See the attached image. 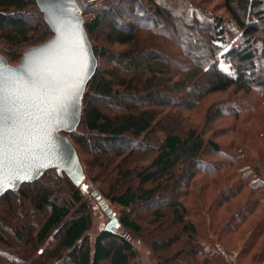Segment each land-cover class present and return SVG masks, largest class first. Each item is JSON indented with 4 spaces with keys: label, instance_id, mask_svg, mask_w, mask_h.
Returning a JSON list of instances; mask_svg holds the SVG:
<instances>
[{
    "label": "trees",
    "instance_id": "trees-1",
    "mask_svg": "<svg viewBox=\"0 0 264 264\" xmlns=\"http://www.w3.org/2000/svg\"><path fill=\"white\" fill-rule=\"evenodd\" d=\"M187 1L188 8L176 15L174 9L170 7L172 0L158 2L157 0H120L116 5L121 6L124 3H130V5L128 9L127 7L124 9L126 12H123V15L122 11L115 15L119 21H123V17L129 21H139L143 19L142 16L146 12H139L141 17L139 14L136 16L132 12V5L143 7L144 2H148L152 4L156 15L177 22L180 26L177 34L180 38H177V41H171V39L168 41L174 46L175 56L191 63L189 69L176 67V70H173L170 59L157 54L153 49L154 45H150L151 47L147 49L144 47L146 45L143 42H148L150 38L154 41L157 36H160L154 35L158 24L151 28L143 27L147 34L151 35L150 38L142 37L140 28L131 24L126 25H130L127 31L111 26L106 40L108 45L126 48L117 55L108 54L102 47L91 45L98 63L100 58H108L113 63V60L128 56H132L135 62L128 70L120 67L118 62L113 63L112 70L110 68L101 70L100 66L97 67L83 95L81 121L75 131L68 136L72 138L74 144L83 148L91 139L103 145H115L126 141L141 148L142 153L154 155L151 164L142 171H124L120 162L117 165V179L114 185L110 186V193L105 197L122 212L119 218H116L119 225L117 229L119 228L121 232L114 230L115 228L109 231L104 229L90 245L87 236L91 228V210L82 199L85 195L83 191L85 175L83 182L76 185L64 171L52 168L36 182L24 184L18 190L7 192L0 198V212L2 210L5 216L14 215L13 200L15 198L23 204H30L31 213L44 214L40 222L34 225L24 223L22 227L15 229L14 240L16 243L22 242V248L28 245V251L23 252L27 255L21 260H16L15 254L13 257L12 254L4 255V252L0 250L1 257L17 264H141L138 251L132 241V237L145 239L139 222L141 217L136 215L131 218L129 212L137 206L150 207L160 203L163 200L164 191L168 188L166 184L181 180L185 172H188L189 168H193V164L200 160L206 148L204 136L195 128L185 130L182 127L185 124L182 122L181 114L178 110L172 113L171 111H175V108L189 111L214 94L231 92L234 95V91L249 94L255 88L258 91L260 89L261 94L264 92V75L255 72L257 55L264 61V51L257 52V48L262 47L264 42L258 38L259 31L255 25L264 22V0H238L240 13L232 10L234 0H221V5L228 10L229 17L226 19L216 15L207 16L202 10L199 11L201 5L197 3V0ZM113 6L105 10L104 8L97 10L98 7L90 6L88 12L95 10V16L84 21L87 37L97 34L101 26L100 19L106 15V12L114 10ZM36 9L38 8L35 0H0V41L10 51L29 47L32 35L34 33L38 35V26H30L25 21V17H28L27 12ZM196 13L200 17L198 21L194 18ZM197 22H203L208 31H202V35L206 37V40L202 41L204 48L192 56L189 44L182 45L179 41L182 37L183 40L193 39L194 42H199L198 38H201L196 36L194 26ZM236 36H238L237 41L220 55ZM46 37L47 41L52 37L49 28ZM17 58L20 59V56L13 59ZM8 64L11 65L9 62ZM164 92L168 96H163ZM108 100L121 101L122 104L114 103L111 113H105L99 106L102 104L106 107ZM230 105L232 104L225 103L223 106ZM218 108L219 106L217 109L210 107L211 114L208 115L207 124H212L218 116H222ZM224 114L236 115L237 112L230 109ZM79 129L85 132V136L76 134ZM158 133H163V140L158 139ZM64 135L67 134L64 133ZM208 147L213 153L219 152L214 142L209 141ZM129 150L132 152L133 148ZM123 153L115 151L116 158L127 161L134 155L130 153L126 158ZM102 160L104 161L101 166L104 168L111 162L109 158L102 157ZM183 165L185 170L178 176V168ZM51 173H55L59 179H64L67 189V191L64 190L66 198L53 197L49 189L50 185L43 187L42 181ZM133 177L136 181L135 186L134 182H131ZM194 177L192 172L188 175V180ZM244 177L249 178V174ZM121 179L129 181V184H121ZM254 183V188L261 187L260 183L253 182L252 185ZM53 187L57 188L54 185ZM58 187L61 188V185L59 184ZM178 188L176 187L174 192L176 200L163 204L172 212L175 225L171 228L177 229H174L164 240L156 237L154 232L148 234L145 239L156 264H177V260L182 256L187 257L188 260L192 258L194 260L199 250L205 254L209 251L212 256L220 253L221 246L214 242L211 239L212 235L209 234L211 226L205 230L202 222L192 224L186 220V209L177 199L179 198V192H176ZM162 212V208L157 207L148 214L153 226L158 225L164 218ZM199 216H201L200 213ZM5 218L0 219L2 221L0 223L3 224L0 226V247L14 250L16 247L6 237L7 229L3 221ZM205 218L206 216L203 217ZM194 226H197L199 233ZM183 237L184 245L171 254L173 248L179 247ZM197 241H200V244ZM16 249L20 250V248ZM163 254L168 256L165 262L160 257ZM263 254L264 251L261 252V255Z\"/></svg>",
    "mask_w": 264,
    "mask_h": 264
},
{
    "label": "rangeland",
    "instance_id": "rangeland-1",
    "mask_svg": "<svg viewBox=\"0 0 264 264\" xmlns=\"http://www.w3.org/2000/svg\"><path fill=\"white\" fill-rule=\"evenodd\" d=\"M120 0H93L91 7H98L97 10H105L112 7L114 4H118ZM163 1V0H157ZM196 1V0H195ZM238 0H234L232 3V10L236 13H240L239 6L237 4ZM172 9L177 15L183 10L187 9V0H172ZM200 3L199 11L205 12L207 16L210 17L219 16L226 19L229 17L228 10L221 5V0H197ZM129 4H123L121 6H113L111 12H106L105 16H102L100 29L97 31L95 36H88V39L92 46H97L103 48L108 54H120L125 47L110 46L107 43V36L111 30V26L116 27V29L128 30L127 24H131L134 27L140 28V34L144 38H150L151 35L147 34V31L143 28L144 26L151 28L153 25H157V36L153 41L151 38L148 42H143L144 47L149 48L150 45H154L153 48L157 54L162 55L170 59L172 64V69L176 70V67L189 69L191 63L188 60H183L182 58L175 56L174 46L172 42L177 41L180 35L177 34L179 31V24L173 20H167L164 17L156 15L152 4L144 2L143 7H138L137 5H132V12L137 16L141 17L139 12H146L143 19L139 21H129L123 17V21H119L116 13L121 12L123 15L124 9ZM116 7V8H115ZM28 17H25V21L30 26H38V35L34 33L31 37V45L25 47L24 49H19L17 51H10L8 47L4 46L0 41V55L3 56L11 65L16 66L20 62L22 53L30 48L31 46H36L44 43L46 40V32H48L47 25L43 22V16L39 13L38 9L27 12ZM95 10L89 12V16L84 18V21L94 18ZM197 21L200 19L198 13L194 15ZM44 23V24H43ZM176 23V24H175ZM40 24V27H39ZM43 24V25H41ZM178 25V27L176 26ZM259 31L258 38L264 42V22L255 24ZM196 36L199 42H194L191 40H181L179 41L182 45L189 44L190 53L193 56L202 51L204 44L202 41L206 40V37L202 35V31H208L207 26L203 22H197L195 25ZM200 31V33H198ZM153 35V36H154ZM164 37V39L162 38ZM196 37V38H197ZM47 38V37H46ZM191 38V37H190ZM240 38V35H239ZM238 36L233 38L226 48L220 53L222 55L226 50L237 41ZM49 40V39H48ZM146 40V39H145ZM47 41V40H46ZM45 41V42H46ZM151 43H150V42ZM142 43V41H141ZM151 47V46H150ZM106 48V49H105ZM179 49V48H178ZM181 49V47H180ZM179 49V50H180ZM183 49V48H182ZM145 50V49H144ZM181 51V50H180ZM264 45L257 48V52L263 53ZM196 52V53H195ZM20 56V59L14 60L13 58ZM257 55L255 72L263 73L264 75V61ZM98 61V60H97ZM113 63L120 64L125 70H128L130 66L134 64L133 57H122L119 60H113ZM108 58H100L98 63L102 68L101 70L110 68L112 70L113 64ZM119 68V67H118ZM121 69V68H119ZM176 81V79H174ZM255 85V84H254ZM87 90V88H86ZM85 90V92H86ZM234 95L230 92H225L224 94H214L205 98L198 106L191 110H183V108H175V111L181 114L185 125L182 127L185 130L190 128H195L197 132H200L206 142V148L200 160L193 164V168H189L188 172H185L183 178L176 183L174 181L170 184H166L168 188L163 193V200L155 205L148 206H137L133 208L129 215L130 217H135L138 215L141 217L139 222L143 228V236L147 239L148 234L151 232L163 240L170 235L175 227V221L172 218V212L169 208L165 207L164 203H170L176 200L175 188H178L179 198L178 201L186 209V220L192 224H200L202 222L204 229L208 230L211 226V239L217 242L221 246L220 253L211 255L209 251L207 253H202L199 250L196 254V258L189 259L182 256L181 259L177 260V264H264V92L261 94L255 88L249 94L243 92H235ZM164 92L163 96H168ZM232 94V95H231ZM263 97V98H262ZM114 103L122 104L121 101L108 100L105 106L102 104L99 106L105 113H111ZM225 103H231L230 106H223ZM218 112L222 113V116H218L212 124L208 123V118L211 113H209L210 107H214ZM232 109V111L237 112L234 114H224L225 111ZM222 111V112H221ZM209 115V116H208ZM207 118V120L205 119ZM186 131V132H187ZM76 134L78 136H85V132L82 130H77ZM75 134V135H76ZM87 136V135H86ZM163 133H158V139L163 140ZM72 142V138H70ZM209 141L217 144L219 152L213 153L209 149ZM73 143V142H72ZM75 150L79 157L84 175L85 183L83 191L85 195L82 199L85 200V204L91 210V228L88 232V241L92 245L96 237L103 231L107 224L109 223L108 216L104 213L99 205L98 201L90 195L93 191H97L98 195L104 199L105 203L112 209L115 213L116 218L122 213L121 210L113 205L105 196L110 193V186L114 185L117 179V165L120 162L122 169L124 171L135 172L136 170L142 171L153 161L154 155H149L147 153H142L141 148L135 146L129 142H119L115 145H103L94 139L88 141L87 145L79 147L74 144ZM134 146V147H133ZM130 148L133 151L130 152ZM115 151L124 152L123 154L127 158L130 153L134 154L129 160L116 158ZM142 153V154H141ZM102 157L111 159V162L107 163L105 168L102 165ZM178 176L182 174L185 170L184 165L179 166ZM210 171V172H207ZM194 173V178L188 180V175ZM249 174V178H245L244 175ZM188 173V174H187ZM135 186V178L133 180ZM261 184L260 188H254L255 183ZM123 185L129 184V181L120 180ZM60 184L61 188L58 187ZM43 187L50 185L49 189L52 191L53 197L55 198H66L67 195L65 191L66 185L64 179H59L55 173H51L45 177L42 181ZM54 186L57 188L54 189ZM52 188V189H51ZM154 204V203H153ZM14 215L5 216V214L0 212V219L5 222L6 227V237L11 240L16 248L14 250H7L0 247V250L5 254H13L16 256V260H21L24 255V251H28V245L26 244L24 248L22 242L16 243L13 237L15 229H18L24 225H34L40 222L44 214L42 213H31L30 204H23L19 199L13 200ZM161 207L163 210L164 218L158 224L153 226L151 220L149 219V213L153 211V208ZM199 213L201 216H199ZM206 216L205 219L203 217ZM137 219V218H136ZM0 220V221H1ZM2 222V221H1ZM263 222V223H262ZM260 227H257V226ZM0 226L3 224L0 223ZM197 230V226H194ZM199 228H201L199 226ZM114 230L120 231L119 228ZM178 232V230H177ZM199 233V232H198ZM133 244L138 251L141 264H156L145 239L142 237H132ZM198 239V238H197ZM14 241V242H13ZM185 238H182V242L179 247L173 248L174 250L171 254L177 251L184 245ZM200 244V241H197ZM22 250V251H21ZM202 253V254H201ZM222 253V254H221ZM165 262L168 259L167 254L160 256ZM0 264H17L15 262L9 261L7 258L0 256ZM188 260V261H186ZM22 264V263H18Z\"/></svg>",
    "mask_w": 264,
    "mask_h": 264
},
{
    "label": "water",
    "instance_id": "water-1",
    "mask_svg": "<svg viewBox=\"0 0 264 264\" xmlns=\"http://www.w3.org/2000/svg\"><path fill=\"white\" fill-rule=\"evenodd\" d=\"M52 37L28 48L16 66L0 55V69L17 97L10 107L16 124L9 135L14 163L2 172L0 198L24 184L41 179L52 168L64 171L76 185L84 180L77 153L69 139L82 117V99L96 73L97 59L73 0H35ZM36 75L32 76L31 73ZM8 115V113H6ZM67 134L66 136L64 135ZM109 218L105 230L117 228L115 213L91 193Z\"/></svg>",
    "mask_w": 264,
    "mask_h": 264
},
{
    "label": "snow or ice",
    "instance_id": "snow-or-ice-1",
    "mask_svg": "<svg viewBox=\"0 0 264 264\" xmlns=\"http://www.w3.org/2000/svg\"><path fill=\"white\" fill-rule=\"evenodd\" d=\"M32 76H35L36 73L32 72ZM17 97H15L9 91V84L7 78L3 74V70L0 69V184L3 183L2 172L3 169L14 163L12 155H10L9 144V135L14 130L16 124L15 116L16 113L13 111V108L10 107L14 105ZM8 113V115H6Z\"/></svg>",
    "mask_w": 264,
    "mask_h": 264
},
{
    "label": "built area",
    "instance_id": "built-area-1",
    "mask_svg": "<svg viewBox=\"0 0 264 264\" xmlns=\"http://www.w3.org/2000/svg\"><path fill=\"white\" fill-rule=\"evenodd\" d=\"M93 0H73L74 6L82 18L89 16L88 9L92 5Z\"/></svg>",
    "mask_w": 264,
    "mask_h": 264
}]
</instances>
